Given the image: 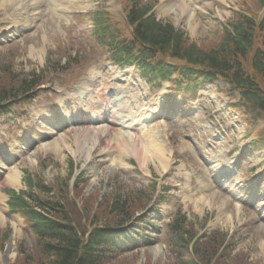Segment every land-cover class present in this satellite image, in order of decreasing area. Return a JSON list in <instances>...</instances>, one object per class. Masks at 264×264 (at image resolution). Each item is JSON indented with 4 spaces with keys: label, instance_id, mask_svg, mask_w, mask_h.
Instances as JSON below:
<instances>
[{
    "label": "rangeland",
    "instance_id": "1",
    "mask_svg": "<svg viewBox=\"0 0 264 264\" xmlns=\"http://www.w3.org/2000/svg\"><path fill=\"white\" fill-rule=\"evenodd\" d=\"M62 1L55 3L58 13L52 3L44 0L43 16L37 14L31 23L34 25L21 29L13 42V29L6 27L11 11L0 4V88L14 80L6 65L13 67L15 78L33 71L43 76L42 85L30 97L23 94L22 99H13L0 114V264L45 262L30 223L8 205L12 191H28L29 175L35 185L33 197L49 202L61 199L62 206L72 210L85 239L97 226L116 227L119 244L117 239L98 244L99 250L107 254L102 264H189L192 258L197 264H207L209 259L214 261L212 264H264V141L260 138L264 135V119L243 107L233 108L231 104L240 101L239 91L220 77L214 84L198 86L181 104V91L177 96L173 91V96L164 97L173 82L158 91L156 84H148L135 66L124 72L108 63L105 50L94 42L91 18L95 12L111 10L115 24L127 33L130 26L124 20L125 6L135 0ZM141 2L152 6L155 18L171 22L181 31L187 44L201 48L218 44L225 24L240 13H256L261 18L260 10L264 9L260 0ZM257 35L255 45L260 46L264 32ZM162 59L179 68L186 65L184 61ZM94 68L99 82L104 71L114 74L109 76L113 78L121 74L118 79L125 83L120 85L131 100L116 109L115 122L133 121L132 132L116 124L106 135L105 129L94 130L88 128L90 125L52 133V126L61 117L56 107L61 100L59 93L83 90L79 80L87 76L92 79ZM18 81L13 83L16 88ZM162 98L171 109H179L177 117L161 122L150 119L135 126L141 119L139 112H145L141 107L148 109ZM142 102L147 105L144 107ZM74 105L72 100L66 103V107ZM191 106L200 107L193 116L187 113ZM37 107L49 108L52 114L46 111L47 117L56 118L34 121ZM122 133L137 140L140 136L158 137L167 147L165 168L145 151L142 154L135 147L120 148ZM11 149L16 165L11 162ZM229 165L227 180L218 181L215 172ZM16 173L20 180L13 185L9 175ZM44 186L51 191L44 193ZM116 199L117 210L112 207ZM147 205L148 209L142 211ZM127 212L131 216L121 224ZM184 217L186 220L181 222ZM174 218L180 219L188 248L174 244V222L170 224ZM149 219L155 225H147ZM136 226L137 230L131 231ZM141 229L153 232V237L145 240ZM130 232L136 239L127 235ZM201 235L205 237L198 243ZM223 242L227 244L225 250L220 248ZM112 244L117 246L112 248ZM196 246L197 254L193 251Z\"/></svg>",
    "mask_w": 264,
    "mask_h": 264
},
{
    "label": "trees",
    "instance_id": "2",
    "mask_svg": "<svg viewBox=\"0 0 264 264\" xmlns=\"http://www.w3.org/2000/svg\"><path fill=\"white\" fill-rule=\"evenodd\" d=\"M260 1L264 5V0ZM149 9L139 8L137 4H133L127 12V20L134 30V42H140L142 45L140 50L143 51L145 58L141 59L149 63V69L160 77L172 75L173 66L165 65L164 62L155 59L161 53L162 56L183 60L191 66L185 69L191 79L203 77L211 80L215 75H219L241 90L242 103L247 109L264 119V39L260 46L255 45L257 33L264 32V18L260 20L256 15L240 13L238 18L228 22L218 44L201 48L195 43L187 44L184 34L172 24H164L153 16L146 17ZM100 30L104 34L105 30ZM131 46H124V51L128 50L127 60L134 58V47ZM197 67L205 70L196 69ZM12 78L14 79V76ZM17 79L20 80V85L16 88L13 83ZM39 79V75L35 72L29 78H15L12 83L6 84L7 87L0 88V102L12 100L22 89L24 91L34 89L40 84ZM260 135L264 141V135ZM27 182L29 192H32L34 184L30 175ZM49 190L51 189L44 187L43 192L47 193ZM9 206L14 211H21L30 219L38 237V248L45 256L44 264H102L103 258L107 257V254L101 252L98 247L100 239L105 235V229L97 226L85 239L84 233H81L79 225L71 214L72 210L62 206L61 199L49 202L27 197L24 192L12 191ZM112 207L118 209L117 199ZM130 216L131 214H128L119 222L124 224ZM181 230L180 224H176L172 239L178 247L184 245L188 248L186 244L189 242L186 241ZM197 242L199 243V240ZM224 244L225 242L220 246L222 250L227 248ZM197 250V246L193 248L195 254ZM205 257L204 255L201 260ZM196 262L195 258L189 260V264H197ZM213 262L209 259L207 264Z\"/></svg>",
    "mask_w": 264,
    "mask_h": 264
},
{
    "label": "bare ground",
    "instance_id": "3",
    "mask_svg": "<svg viewBox=\"0 0 264 264\" xmlns=\"http://www.w3.org/2000/svg\"><path fill=\"white\" fill-rule=\"evenodd\" d=\"M43 3V0H0V4L4 5L7 11H13L14 8L17 6H21L22 13H23V18L20 19L19 21H13L14 32L18 31L22 27H26L28 25H31V22H33L35 14H37L36 11H38L41 7L40 4ZM180 3V2H179ZM179 3H176V7H179ZM18 11V8L16 9ZM31 12H35L34 14H31ZM20 14V12L18 13ZM92 111L93 108L88 106ZM133 122V121H131ZM131 122L129 123V126H131ZM104 129L106 128L105 126H101ZM108 131V130H107ZM103 133H106L103 131ZM140 136V135H139ZM118 145L120 148H125L129 149L132 147H135L137 151H140V153L143 151L148 153L149 156L156 157L159 159L162 167L165 168L167 164V156H166V149L167 147L161 144L160 140L158 137L156 138L154 135L150 137H145V136H140V138L137 140V137H133V135H127L125 136L124 133L119 136L118 140ZM17 174V175H16ZM10 174L9 175V181L13 185H17V183L20 180V174Z\"/></svg>",
    "mask_w": 264,
    "mask_h": 264
}]
</instances>
